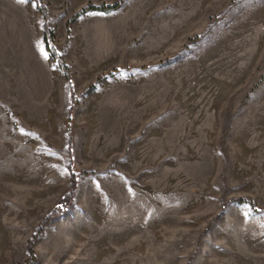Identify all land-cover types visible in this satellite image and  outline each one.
Wrapping results in <instances>:
<instances>
[{"label": "rangeland", "instance_id": "374dc122", "mask_svg": "<svg viewBox=\"0 0 264 264\" xmlns=\"http://www.w3.org/2000/svg\"><path fill=\"white\" fill-rule=\"evenodd\" d=\"M42 2L69 82L0 0V264H264V212L226 204L264 210V0Z\"/></svg>", "mask_w": 264, "mask_h": 264}, {"label": "trees", "instance_id": "16d2710c", "mask_svg": "<svg viewBox=\"0 0 264 264\" xmlns=\"http://www.w3.org/2000/svg\"><path fill=\"white\" fill-rule=\"evenodd\" d=\"M28 1L34 3L35 8L37 9V11L40 13L42 17V20H43L42 40H43L44 48L48 53V56L55 64L56 68L61 72V74L69 82L70 76H71V70L69 66L67 65V63L65 62V60L57 52L54 46L55 31H54V28L52 27V19L50 17L47 6L42 2V0H28ZM120 5H121V2H115L113 4H100V5L89 3L88 5L83 7L78 13H76V15H79L80 13L85 12L87 10L110 11V10L118 8ZM74 16L67 22V27H69L71 21L74 19ZM70 94H71V97L74 96L73 91H71ZM69 175H70V183L68 187V192L64 194L57 201L56 205L50 211V213H48L41 220V222L37 226L36 233L32 237H30V239L28 240L27 249H28L29 262H32L35 260V253L33 250V241L35 237L37 236V234H39L52 220L63 215L73 202V199L76 194L77 178L79 175L73 170H70ZM229 203L246 204L254 211L264 212L263 209H256L254 201L250 197L233 198V199L228 200L226 204H229Z\"/></svg>", "mask_w": 264, "mask_h": 264}, {"label": "crops", "instance_id": "0c3cea01", "mask_svg": "<svg viewBox=\"0 0 264 264\" xmlns=\"http://www.w3.org/2000/svg\"><path fill=\"white\" fill-rule=\"evenodd\" d=\"M52 16H53V15H52ZM52 20H53V24H54V22H55V17H54V16H53V19H52ZM65 22H66V21H65ZM42 41H43V40H42ZM55 46H56V45H55Z\"/></svg>", "mask_w": 264, "mask_h": 264}]
</instances>
